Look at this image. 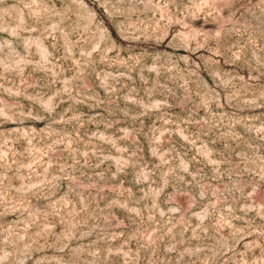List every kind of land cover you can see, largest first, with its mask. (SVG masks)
I'll list each match as a JSON object with an SVG mask.
<instances>
[{
	"label": "rangeland",
	"instance_id": "1",
	"mask_svg": "<svg viewBox=\"0 0 264 264\" xmlns=\"http://www.w3.org/2000/svg\"><path fill=\"white\" fill-rule=\"evenodd\" d=\"M0 264H264V0H0Z\"/></svg>",
	"mask_w": 264,
	"mask_h": 264
}]
</instances>
